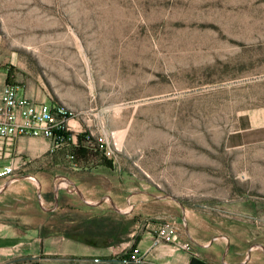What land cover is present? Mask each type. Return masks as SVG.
I'll return each instance as SVG.
<instances>
[{"label": "rangeland", "instance_id": "1", "mask_svg": "<svg viewBox=\"0 0 264 264\" xmlns=\"http://www.w3.org/2000/svg\"><path fill=\"white\" fill-rule=\"evenodd\" d=\"M0 72L108 136L128 210L264 245V0H0Z\"/></svg>", "mask_w": 264, "mask_h": 264}, {"label": "crops", "instance_id": "2", "mask_svg": "<svg viewBox=\"0 0 264 264\" xmlns=\"http://www.w3.org/2000/svg\"><path fill=\"white\" fill-rule=\"evenodd\" d=\"M7 78L0 72V94ZM73 144L52 154L45 137L0 141V168L13 167L18 175L0 178V264L115 262L129 259L134 248L142 260L129 264H264V245L203 236L184 212L162 219L173 220L191 249L158 242L161 218L128 210L132 193L124 176L101 160L77 157L82 150L100 153Z\"/></svg>", "mask_w": 264, "mask_h": 264}, {"label": "built area", "instance_id": "3", "mask_svg": "<svg viewBox=\"0 0 264 264\" xmlns=\"http://www.w3.org/2000/svg\"><path fill=\"white\" fill-rule=\"evenodd\" d=\"M75 115L64 106L52 105L48 102H38L22 95L18 87L6 85L0 94V141H12L16 137H45L52 143L50 153H55L60 147L75 142L77 125ZM86 141L95 151L107 159L115 157L108 136H96L92 132L86 134ZM12 176L18 178L13 167L0 168V178ZM157 241L171 244L176 251H189L190 242L179 239L178 227L174 222L163 224L157 235ZM142 251L134 248L129 259L121 258L115 262H96L95 264H129L139 263Z\"/></svg>", "mask_w": 264, "mask_h": 264}, {"label": "trees", "instance_id": "4", "mask_svg": "<svg viewBox=\"0 0 264 264\" xmlns=\"http://www.w3.org/2000/svg\"><path fill=\"white\" fill-rule=\"evenodd\" d=\"M69 146H74V144L72 142H70L68 144ZM76 147H86V148H89V149H92L93 152L95 153V149L87 143L86 141V138H85V142H82L81 144H77L75 145ZM97 153V152H96ZM74 155H76L77 157H81L82 159H90V158H95V154H93L91 151H86V150H82V151H77ZM96 159V158H95ZM102 164H106L108 167H110V164L109 163H104L103 161H101ZM105 165V166H106ZM111 168V167H110Z\"/></svg>", "mask_w": 264, "mask_h": 264}]
</instances>
